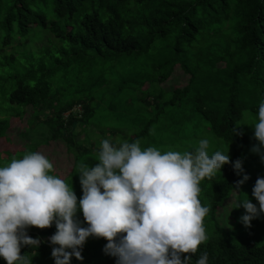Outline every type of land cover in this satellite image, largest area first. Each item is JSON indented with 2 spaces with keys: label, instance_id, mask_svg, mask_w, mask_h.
Returning <instances> with one entry per match:
<instances>
[{
  "label": "trees",
  "instance_id": "16d2710c",
  "mask_svg": "<svg viewBox=\"0 0 264 264\" xmlns=\"http://www.w3.org/2000/svg\"><path fill=\"white\" fill-rule=\"evenodd\" d=\"M19 45L25 48L27 64L21 72H4ZM73 64L85 67L87 88L68 75ZM176 67L188 76L184 86L158 88L153 97L138 91L146 83L159 85ZM58 71L65 74L55 88L52 78ZM110 81L115 82L114 95L131 93L141 105L131 112L140 129L127 140L144 137L153 124L165 129L170 141L182 140L192 126L200 130L193 139L224 143L230 150V162L221 173L199 182L200 202L209 208L203 218L207 239L195 253L184 254L191 255L190 264L204 251L208 264H264V245L233 237V230H223L216 219L231 194L233 207L243 197L244 183L240 192L233 190L240 177L231 161L240 158L244 169V156H254L250 125L264 99V0H0V100L17 106L0 108V137L10 116L21 117L30 107L20 135L33 124L49 128L42 144L65 142L74 156L73 177L78 161L98 162L81 157L87 149L75 140L76 128L89 122L95 111L93 94ZM165 113L167 121L159 124ZM234 127L239 135L233 134ZM233 207V213L240 210ZM76 216L86 226L82 215ZM211 221L217 227L212 236ZM54 231V224L29 226L27 234L41 242L37 248L21 247V254L32 257V264H54V245L48 242ZM105 243L85 241L83 259L72 257L71 264H115V257L102 251ZM0 264L6 262L0 258Z\"/></svg>",
  "mask_w": 264,
  "mask_h": 264
},
{
  "label": "clouds",
  "instance_id": "9594fccd",
  "mask_svg": "<svg viewBox=\"0 0 264 264\" xmlns=\"http://www.w3.org/2000/svg\"><path fill=\"white\" fill-rule=\"evenodd\" d=\"M251 151L264 164V99L258 106ZM233 134L236 133L235 127ZM98 162L89 166L78 161L81 187L77 199L64 179L52 174L53 164L38 151H27L0 166V258L6 264H32V257L21 254L23 246L37 248L38 237L27 234L29 226L46 228L54 224L48 237L54 245V264L82 260V247L90 236L103 237L102 251L115 257V264H190L191 255L207 239L203 218L209 211L199 199V182L221 173L230 162L227 151H210L207 138L198 140L192 151L167 150L147 146L139 140L112 142L101 139ZM231 167L240 179H249L236 158ZM251 196L233 208L243 207L238 220L250 222L264 215V177L257 176ZM83 217L82 225L76 213ZM195 264H208V253L201 252Z\"/></svg>",
  "mask_w": 264,
  "mask_h": 264
},
{
  "label": "rangeland",
  "instance_id": "374dc122",
  "mask_svg": "<svg viewBox=\"0 0 264 264\" xmlns=\"http://www.w3.org/2000/svg\"><path fill=\"white\" fill-rule=\"evenodd\" d=\"M36 45L39 46L40 42H38ZM15 50L18 51L16 52L17 56L10 65L4 68L3 71L6 73H11L13 70L21 72L23 70V66L27 64L28 60L25 56V48L22 45H19L15 48ZM144 69L150 71V68L148 67H144ZM68 70V75L74 81L79 83L80 87L84 86V88H87L85 81L88 78V73L86 72L85 67L73 64ZM95 71L96 76H99V69ZM63 74L65 73L58 71L57 74L53 75L52 80L53 82L57 83L54 85L55 88L59 85L58 82L62 78ZM187 80L188 76L184 74L180 68L176 67L171 75L159 85L153 84L148 87V84L146 83L138 91L142 92L144 95L149 94L153 97L154 94L158 93V88L162 89L163 91H170L175 87L184 86ZM114 83V81H110V84L108 83L104 85L102 89L93 94L94 98L92 105L95 108L94 114L86 125H83L82 128L78 126L76 128L77 135L75 140L79 142L78 144H81L82 147L87 149L85 153L81 154L83 159H86V157H92L98 160L97 156L101 139L107 138L112 142L127 140V138L132 133L140 129L141 125L137 123L138 119L133 118V114L131 113L134 109L140 108V103L135 100V96L131 93L121 92L118 95H114ZM103 90L104 93L102 94ZM2 107L12 108L17 106L14 105L10 107L7 102L2 103L0 100V108L2 109ZM79 108V106L75 107L76 110ZM31 112V108L27 107L24 115L21 117L13 118L14 115L10 116L9 125L6 129V132L2 137H0V166L10 162L13 157H22L27 151H32L31 148L35 146V151L43 153L52 162V174L65 179V182L72 187L77 199H79L81 195V187L79 184L78 174L76 173L77 168L74 171L73 177H70L69 174L71 173L74 165V156L73 152L67 149L65 142L62 140H56L42 144L45 137L49 134V128L45 129V127L41 126V124H37V127H35V124H33L30 130H26V134L20 135V133H22L27 127L28 119L31 117ZM166 116L167 113L160 117L159 124L167 121ZM153 125L155 126H153L150 131H148L147 135L139 139L141 148L153 146L159 148L161 151H167L170 149L178 151H192L196 147L198 140L201 139L200 136L193 139V134H196L200 130L194 129L191 126L188 128V137H183L182 140L176 139L174 141H170L167 138L168 132L165 129H162L157 124ZM202 128L204 127L202 126ZM217 148L222 151H227L228 149V155L230 154L229 148L224 143H210V151ZM81 161L84 162L83 160ZM86 163L91 166L88 162ZM244 171L248 174L249 179L244 182V193L241 200L245 199L247 195L251 202L257 203L255 198L251 196V190L257 176L264 177V164H261L259 156L256 153H254L253 157H246V159L244 156ZM209 178L210 177H206L202 179L201 182H208L206 179ZM234 203L235 196L234 194H231L227 199L224 200L222 208L220 207L217 209V222L220 223L223 230L232 229L233 232L231 235L233 237L251 241L255 245H264V215L257 219H253L250 222V227H245L238 220L245 210L241 206L238 212L233 213L231 209ZM230 210L231 212L229 213ZM78 213L79 211L76 214ZM210 226V235H215L217 227L213 225V221H211ZM90 239H92V242H98L99 244H103L104 242L103 237L96 238L90 236L86 239V241H89ZM183 255L184 254H182V257ZM48 260H50V258ZM36 264L43 263L39 262Z\"/></svg>",
  "mask_w": 264,
  "mask_h": 264
}]
</instances>
